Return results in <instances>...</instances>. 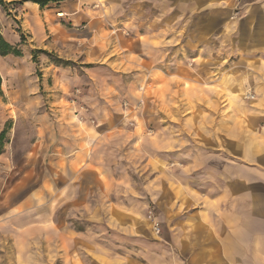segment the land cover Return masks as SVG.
I'll return each instance as SVG.
<instances>
[{"label":"crops","instance_id":"crops-1","mask_svg":"<svg viewBox=\"0 0 264 264\" xmlns=\"http://www.w3.org/2000/svg\"><path fill=\"white\" fill-rule=\"evenodd\" d=\"M127 1L133 8L129 13L133 18L151 13L155 7L160 16L174 12L177 35L182 30L183 15L195 22L202 16L201 21L208 24L204 30L207 36L213 33L210 23L222 20L228 23L224 37L235 40L234 49L240 55L238 62L215 68L206 64L191 71L187 77L194 110L189 126L177 111L175 126L180 127L167 135V126L160 125L165 134L158 142L160 157L155 169L159 172L158 220L163 235L148 250L138 249L141 259L120 253L117 241L96 234L78 236L66 222L55 223L52 218L48 220L49 216L31 223L37 235L22 237L28 216L35 213V218L39 217L34 212L37 207L20 203L17 198L23 197L21 194L12 197V191L19 192L20 188L10 190L0 179V264H264V0ZM121 3L63 0L56 11L68 23H84L91 17L96 22L101 12L96 6L116 7ZM232 16L237 19L234 23L229 21ZM46 17L45 22L56 20H51L54 15L50 13ZM52 24L64 43L68 32ZM171 81L176 87L185 85L179 75ZM5 82L3 78L2 93ZM247 94L254 96L253 101L244 98ZM59 98L54 95L48 99L56 109L50 117L61 124L54 128L55 119H51L46 129L36 126V139L31 141L32 166L46 161L51 176L47 177V187L56 177L62 178L64 186L69 185V205L82 209L90 189L99 188L102 193L105 186L116 183L113 166L118 160L113 162L114 150L124 143L111 142L119 134L102 129L100 124H79L76 115L57 107ZM93 107L91 114L100 115V122L106 125L102 118L108 115L107 110L96 102ZM171 117L164 113V123L172 122ZM11 167L8 153L2 151L0 174L8 176ZM66 171L71 174L68 181ZM115 211L132 214L112 204L110 213ZM111 226L112 230H123L119 222ZM134 230L127 226L126 231Z\"/></svg>","mask_w":264,"mask_h":264},{"label":"rangeland","instance_id":"rangeland-1","mask_svg":"<svg viewBox=\"0 0 264 264\" xmlns=\"http://www.w3.org/2000/svg\"><path fill=\"white\" fill-rule=\"evenodd\" d=\"M62 1H50L42 7L35 0H0V33L21 52L19 57L0 56L1 80H6L0 98V151L8 153L12 164L8 176L0 174L1 183L6 181L10 190L20 188L19 192L12 191V197L21 194L23 197L17 198L20 203L37 207L34 212L39 217L35 218V213L28 216L22 237L37 235L31 223L45 221L49 216L48 220L52 218L55 223L66 222L78 236L96 234L117 241L120 253L141 259L140 251L148 250L163 235L158 220L159 172L155 169L160 157L158 142L165 134L160 125L167 126V135L180 127L175 126L177 111L189 126L194 110L187 77L191 71L205 68L206 64L215 68L238 62L240 55L234 49L235 40L224 37L228 23L222 20L210 23L213 33L207 36L204 30L208 24L201 21L202 16L195 22L183 15L178 38L174 12L169 8L168 14L161 12L166 15L160 16L155 7L153 12L133 18L129 14L133 8L122 0L116 7L96 6L101 11L96 22L91 17L84 23H68L56 11ZM49 13L54 15L51 20L56 18L52 23L68 32L64 43L52 29L53 24L44 21ZM159 19L163 21L159 23ZM229 21L237 19L232 16ZM169 34L171 37L166 38ZM178 75L183 77L182 87L171 81ZM54 95L60 97L57 107L76 115L79 124H100L102 129L119 134L111 142L124 143L114 150L113 162L118 160L113 166L116 183L105 186L102 193L99 188L90 189L82 209L69 205V185L64 186L62 178L56 177L55 183L51 181L47 187V177L51 176L46 161L32 166L31 141L36 139V126L46 129V124L55 119L50 116L56 109L48 99ZM245 96L253 101L252 94ZM94 102L107 110L108 115L102 118L106 125L100 122V115L91 114ZM166 112L172 122L164 123ZM59 122L55 119L54 128ZM133 134L137 136L132 138ZM70 175L66 171L67 181ZM112 204L132 214L110 213ZM150 212L160 224V236L153 231ZM114 222H119L123 230H112ZM127 226L135 230L128 232Z\"/></svg>","mask_w":264,"mask_h":264},{"label":"trees","instance_id":"trees-1","mask_svg":"<svg viewBox=\"0 0 264 264\" xmlns=\"http://www.w3.org/2000/svg\"><path fill=\"white\" fill-rule=\"evenodd\" d=\"M50 1H54V0H35V2L40 4L42 7L48 4ZM8 55L19 57L21 56V52L17 47L11 46L0 33V56L6 57ZM1 85H2V80L0 76V95L2 94ZM1 153L2 151H0V154Z\"/></svg>","mask_w":264,"mask_h":264},{"label":"built area","instance_id":"built-area-1","mask_svg":"<svg viewBox=\"0 0 264 264\" xmlns=\"http://www.w3.org/2000/svg\"><path fill=\"white\" fill-rule=\"evenodd\" d=\"M148 219L153 222V231H154V233L156 235L160 236L161 235L160 224L156 222L155 218H153V213L152 212L149 213Z\"/></svg>","mask_w":264,"mask_h":264},{"label":"bare ground","instance_id":"bare-ground-1","mask_svg":"<svg viewBox=\"0 0 264 264\" xmlns=\"http://www.w3.org/2000/svg\"><path fill=\"white\" fill-rule=\"evenodd\" d=\"M246 97V96H245ZM253 99V98H252Z\"/></svg>","mask_w":264,"mask_h":264}]
</instances>
